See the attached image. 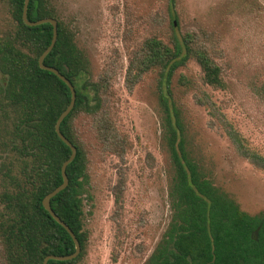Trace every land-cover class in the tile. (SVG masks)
Here are the masks:
<instances>
[{"label": "rangeland", "instance_id": "1", "mask_svg": "<svg viewBox=\"0 0 264 264\" xmlns=\"http://www.w3.org/2000/svg\"><path fill=\"white\" fill-rule=\"evenodd\" d=\"M52 1L102 85L99 112L75 114L70 122L87 154L88 240L78 264H147L155 251L173 213L168 113L174 120L176 113L201 174L243 211L264 215V170L237 151L224 127L232 125L264 155V0H176L172 11L169 0ZM17 24L10 0H0V36L14 33ZM187 32L221 67L224 87L207 84L194 59L179 66L168 85L160 67L141 70L147 39L172 45ZM3 112L0 126L8 122L11 130ZM19 164L13 151L0 147V193L5 172Z\"/></svg>", "mask_w": 264, "mask_h": 264}, {"label": "trees", "instance_id": "2", "mask_svg": "<svg viewBox=\"0 0 264 264\" xmlns=\"http://www.w3.org/2000/svg\"><path fill=\"white\" fill-rule=\"evenodd\" d=\"M10 3L18 27L14 33L0 36V108L12 127L10 130L8 122L0 126V132L7 134L0 135V147L13 151L20 164L18 169L11 167L5 172L8 182L0 193V251L3 264H43L49 254L68 255L75 251L69 232L42 204L44 196L62 183L61 166L71 154L55 129L59 115L70 103L71 91L55 73L39 64L51 43L52 25H27L22 17L24 0ZM175 3L169 0L171 11ZM27 16L33 21L45 17L57 20V39L45 64L58 68L76 89L75 105L63 119L61 131L77 147V154L67 166L69 183L51 198V206L74 231L81 251L73 259H49L47 264H78L88 240L84 224L87 154L70 122L75 114L99 112L102 85L92 79L88 57L76 44L52 0H29ZM175 25L173 18L172 26ZM194 36L189 32L181 37L175 35L172 45L157 37L147 39L141 70L160 67L161 83L164 80L168 85L174 71L194 59L207 84L224 87L221 67L207 49L196 46ZM131 82L134 84L135 79ZM198 101L204 102L201 98ZM163 102L169 107L165 98ZM210 112L218 118L214 107ZM173 116L175 120L167 114L175 169L170 190L173 213L147 264H264V215L243 211L201 174L188 155L176 113ZM224 127L237 151L264 170V155L248 147L232 125L225 123ZM125 142L123 138L121 145ZM119 201L117 193V204Z\"/></svg>", "mask_w": 264, "mask_h": 264}, {"label": "water", "instance_id": "3", "mask_svg": "<svg viewBox=\"0 0 264 264\" xmlns=\"http://www.w3.org/2000/svg\"><path fill=\"white\" fill-rule=\"evenodd\" d=\"M28 4H29V0H24V6H23V13H22V17L24 22L27 25L30 26H34V25H38L41 23H50L53 27V36H52V40L51 43L49 44V46L44 50V52L42 53V55L39 58V64L40 67H42L43 69L49 70L53 73H55L60 79H62L70 88L71 91V100L69 105L66 107V109L59 115L56 124H55V129L57 134L59 135V137L70 147L71 149V154L70 156L63 162L62 166H61V173H62V178L63 181L60 185H58L53 191L47 193L43 200H42V204L44 206V208L49 211L50 215L57 221L59 222L62 226H64L66 228V230L69 232V234L71 235L74 244H75V251L71 254L68 255H56V254H49L45 257L43 264H47L49 259H55V260H69V259H73L75 257H77L81 251V244L79 239L77 238L76 234L74 233V231L69 227V225L67 223H65L58 215L57 213L53 210L52 206H51V198L54 197L57 193H59L61 190L65 189L69 183V178L67 175V166L68 164L75 158L76 154H77V147L72 143V141L61 131V123L63 121V119L71 112V110L73 109L75 102H76V89L74 87V85L72 84V82L56 67L54 66H50L45 64V57L47 56V54L52 50L53 46L55 45L56 39H57V34H58V30H57V20L53 17H45L42 19H38V20H30L27 16V9H28Z\"/></svg>", "mask_w": 264, "mask_h": 264}]
</instances>
